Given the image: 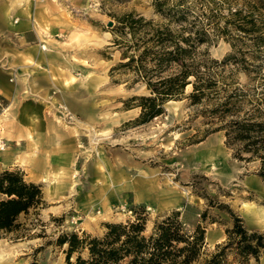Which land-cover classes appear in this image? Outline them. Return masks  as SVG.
I'll list each match as a JSON object with an SVG mask.
<instances>
[{
    "label": "rangeland",
    "instance_id": "1",
    "mask_svg": "<svg viewBox=\"0 0 264 264\" xmlns=\"http://www.w3.org/2000/svg\"><path fill=\"white\" fill-rule=\"evenodd\" d=\"M12 2L32 8L46 4V0ZM59 11L71 15V22L63 25L65 30L56 34V39L48 38V43H55L66 60L86 65L88 75L97 82L102 79L90 98L86 115L75 114L64 100L53 104L58 120L81 127V148L86 150L87 158L80 169L75 165L73 178L80 190L86 188L91 193L81 191L80 198L85 199L82 205L73 204L62 212L47 214L46 202L44 210L22 215L23 225L18 230L0 232V264H66V245L56 244L60 233L101 235L105 222L134 219L131 207L147 217L146 233L152 231L155 221L176 210L188 230L201 224L205 239L199 261L227 240L226 230L233 224L231 213L242 218L249 232L264 234V180L256 172L258 161L235 158L222 130L204 136V117L196 115L197 107L185 96L191 90L190 84L182 98L164 103L163 113L145 122L137 121L140 107L133 105L137 100L128 99L148 94V90L133 80L131 72L115 68L121 56L120 50L111 45L112 28L119 15L158 18L154 0H87L83 5L66 4ZM222 13L226 14V8ZM15 17L12 15L14 25ZM110 20L112 25L108 24ZM40 25L49 28L45 22ZM232 49L224 39L209 46L210 56L217 59ZM234 67V61L228 60L224 73L229 74ZM235 75L250 87L262 80L255 77L249 81L238 70ZM73 107L83 106L74 100ZM248 177L259 178L261 185L247 184ZM225 259L227 264H264V251L257 258L249 256L241 262L234 248L229 247Z\"/></svg>",
    "mask_w": 264,
    "mask_h": 264
},
{
    "label": "trees",
    "instance_id": "2",
    "mask_svg": "<svg viewBox=\"0 0 264 264\" xmlns=\"http://www.w3.org/2000/svg\"><path fill=\"white\" fill-rule=\"evenodd\" d=\"M154 6L158 18L119 15L112 28L111 45L121 56L115 68L131 72L148 90L128 99L140 107L137 121L163 113L164 103L182 98L190 84L185 96L197 107L196 115L204 117V136L224 131L233 156L258 161L256 172L264 180V0H154ZM219 39L233 48L222 59L209 52ZM230 59L235 67L225 74ZM237 70L249 81L262 80L250 87L237 79ZM45 206L40 183L26 180L17 167L0 171V232L18 230L22 215ZM130 210L134 219L105 222L101 235L60 233L56 244L66 245V264H227L229 247L241 262L264 251V234L249 232L242 218L231 213L227 240L199 261L205 239L201 224L188 230L176 210L146 233L147 217L134 207Z\"/></svg>",
    "mask_w": 264,
    "mask_h": 264
},
{
    "label": "crops",
    "instance_id": "3",
    "mask_svg": "<svg viewBox=\"0 0 264 264\" xmlns=\"http://www.w3.org/2000/svg\"><path fill=\"white\" fill-rule=\"evenodd\" d=\"M86 1L46 0L32 8L0 0V138L6 141L5 147H0V171L17 166L26 180L40 183L48 204L41 210L47 214L82 205L85 199L80 198L81 193L87 192L86 188L80 190L73 178L75 165L80 169L87 158L81 148V127L58 120L53 104L64 100L75 114L86 115L102 79L97 82L88 75L86 65L66 60L56 44L47 41L52 36L56 39V34L65 30L63 25L71 22L72 16L59 8ZM12 15L17 18L15 25ZM39 22L49 28L45 30ZM74 100L83 107H73ZM255 178L248 177L247 184L261 185Z\"/></svg>",
    "mask_w": 264,
    "mask_h": 264
},
{
    "label": "built area",
    "instance_id": "4",
    "mask_svg": "<svg viewBox=\"0 0 264 264\" xmlns=\"http://www.w3.org/2000/svg\"><path fill=\"white\" fill-rule=\"evenodd\" d=\"M4 146H5V142L1 138V140H0V147H4Z\"/></svg>",
    "mask_w": 264,
    "mask_h": 264
},
{
    "label": "water",
    "instance_id": "5",
    "mask_svg": "<svg viewBox=\"0 0 264 264\" xmlns=\"http://www.w3.org/2000/svg\"><path fill=\"white\" fill-rule=\"evenodd\" d=\"M108 24H109V25H112V24H113V21H111V20L108 21Z\"/></svg>",
    "mask_w": 264,
    "mask_h": 264
}]
</instances>
